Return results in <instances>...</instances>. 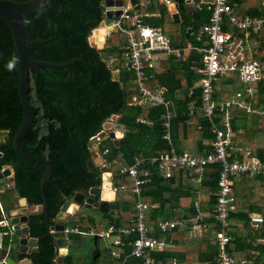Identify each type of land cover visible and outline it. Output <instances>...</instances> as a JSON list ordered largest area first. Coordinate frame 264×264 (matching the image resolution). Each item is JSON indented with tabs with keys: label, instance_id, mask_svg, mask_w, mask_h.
I'll return each instance as SVG.
<instances>
[{
	"label": "trees",
	"instance_id": "obj_1",
	"mask_svg": "<svg viewBox=\"0 0 264 264\" xmlns=\"http://www.w3.org/2000/svg\"><path fill=\"white\" fill-rule=\"evenodd\" d=\"M175 1L179 6L180 22L163 20L165 6L159 5L157 0H139L134 10L143 15L159 10L158 17L143 16L144 23L161 26L163 30L178 25L183 32L190 26L192 43L202 45L194 37L198 32V25L194 22L203 25L208 21V14L198 9L189 14L185 9V0ZM230 1L239 4L242 13L256 14L264 10L261 3L251 6L249 0ZM103 2L50 0L39 11L27 16L33 40L29 45L31 58L56 63L72 58L80 60L64 67L41 66L36 71L30 70L31 122L20 141V147L50 159L53 171L43 186L45 209L30 213L27 219L30 236L37 238V246L30 252L18 251V237L9 233L8 226L0 225L2 247L10 246L9 256L17 260L28 257L31 264H56L55 237L50 227L60 222L56 215L66 198L76 191L87 194L91 186L101 183L102 172L91 161L88 141L102 130V124L108 117L119 113L117 122L124 125L119 144L106 139L108 144L100 145L101 150H108L104 157L111 168L116 197L110 202L109 211L101 213L99 218L92 214L94 210L81 206L64 221L77 231L68 235V253L63 256V263L116 264L111 262L113 244H102L98 229L94 234H89V231L98 228V223L106 230L110 225L119 227L135 218L136 196L129 189L127 175L120 174L119 170L139 157L143 159L140 171L149 172L140 194L141 199L150 205L146 223L154 227L156 237L167 241L165 250L152 252V255L162 264H215L218 228L211 211L216 203L220 164L204 166L198 185L195 178L188 175V169L176 170L171 177L163 178L157 163L151 159L169 149L163 138L165 110L161 105L132 102V96L139 92L133 73L122 68L121 54L127 42L125 33L111 31L102 48H96L88 41L91 31L104 18ZM225 29L237 30L230 23H226ZM252 37L257 38L256 35ZM252 53L254 58H264V48L256 46ZM110 55L117 61V79L113 75L116 66L110 64ZM199 58V53L191 52L183 60L162 59L160 63L164 70L155 73L146 82L149 87L165 86V95L172 101V143L177 147L183 139L192 140L196 154L209 152L214 139L210 122L201 108L200 86L195 85L200 79V74L195 72L201 65ZM12 61L14 67L9 69L8 64ZM187 61L190 63L187 64ZM18 80V56L11 30L0 18V131L7 135V140H0V168L4 165L13 167L15 199L25 197L28 204H43L40 181L46 164L22 159L13 149V137L21 125L23 113L16 87ZM214 85L216 103L228 99L236 88H244L237 71L220 76ZM255 86L259 99L257 95L245 97L252 111H246L237 104L230 108L234 135L227 148L229 160H242L247 155L264 161V113H259L260 109H264V81L257 82ZM191 87L193 93L188 95ZM190 101L195 102L192 115H188L187 109ZM139 117L143 121L138 120ZM232 188L235 201L228 226L231 237L228 250L235 258V264H242L241 258L244 256L251 259V264H264V242L256 241L257 238H264V231L254 229L249 222L252 212L264 215V174L252 177L247 173L233 175ZM4 194V191L0 192L1 201ZM196 194L204 197L201 209L196 208ZM1 203L7 211L12 208L11 202L4 200ZM198 210L208 214L203 215L204 219L199 223L203 231L197 241L191 238L188 228H174L167 235L157 229L159 219L187 218ZM136 236V233H132L121 237L124 246L120 257L115 259L117 263L128 256L126 264H140L138 258L129 256V242ZM175 246L182 249H175Z\"/></svg>",
	"mask_w": 264,
	"mask_h": 264
},
{
	"label": "built area",
	"instance_id": "obj_2",
	"mask_svg": "<svg viewBox=\"0 0 264 264\" xmlns=\"http://www.w3.org/2000/svg\"><path fill=\"white\" fill-rule=\"evenodd\" d=\"M162 1L166 4L171 3V0ZM260 3L264 6V0H260ZM202 5H205L210 11L208 21L199 30L206 39L207 44L205 46L191 43L183 47L174 46L170 37L161 27L144 23L141 15L134 10V5H126L125 2L119 6L121 12L109 19V24H104L115 27L112 31L120 30L126 35L127 42L121 54L122 68L133 73L135 85L139 92V94L132 96V102L164 107L163 138L170 147L168 151L151 159L152 162L157 163L163 178L171 177L176 170L188 169V175L199 182L204 166L212 163L220 164L217 175L216 203L211 211V216L218 228L215 236L218 246L215 264H235V258L228 250V243L231 238L228 226L231 223L230 213L234 209L235 201L232 176L242 173L248 175L264 174V161L247 155L242 160L228 159L227 148L230 146L234 135L233 115L230 108L237 104L244 107L246 111H251L250 103L246 102L245 97L253 98L256 95L258 99L260 97L255 84L264 81V58H254L250 54L248 40L264 28V10L262 9L256 14H240L235 8V3L230 0H208L205 4L201 0L194 2L196 8H200ZM107 9L108 7L104 4V14ZM102 21L107 20L103 18ZM226 23L233 24L237 30L225 29ZM109 33L106 30L105 36ZM94 46L100 48L95 40ZM261 46L264 48V41H262ZM189 51H196L200 54L201 65L195 72L200 74L198 85L200 86L201 108L210 122V130L214 134L212 149L207 153L196 154L186 149H175L170 134L173 116L172 103L165 95L166 88L163 85L149 87L145 82L154 77L148 68L153 66L152 59L156 52H163L181 60ZM115 70L118 71L119 68L116 67ZM231 71L238 72L244 88L236 89L228 99L216 103L214 81ZM192 93L193 87L189 89L188 95ZM187 109L188 115H192L195 110V102L190 101ZM259 113L263 114L264 109H260ZM107 151L104 149L102 153L105 154ZM142 163V158H135L131 165H124L119 170L120 174L127 175L131 182L130 189L137 197L134 206L135 218L119 227L110 225L104 234L109 237L110 243L117 246V249L113 251V260L118 259L123 250L124 241L121 237L136 233L137 236L129 242L131 247L129 256L138 258L140 264H161V261L152 255V252L165 250L167 241L165 238H159L152 234L154 227L146 223V215L150 205L140 198V194L149 172L148 170L140 171ZM196 205L198 206V204ZM0 213L1 216H4L2 209H0ZM4 221L5 219H0V225ZM200 222H202V215L196 212L187 218L162 219L157 222V229L168 234L173 228L187 225L194 227ZM249 222L254 229L260 228L264 231L263 214L250 213ZM7 226L9 233H12L14 229L10 223ZM50 231L53 232V229ZM67 231L76 232L77 228L65 226L64 233ZM256 241L264 242V238H257ZM3 249L5 253L0 255V264H7L5 258L9 255L10 246ZM127 258L128 256L123 257L118 264H126ZM241 263L251 264V259L244 256L241 258Z\"/></svg>",
	"mask_w": 264,
	"mask_h": 264
},
{
	"label": "water",
	"instance_id": "obj_3",
	"mask_svg": "<svg viewBox=\"0 0 264 264\" xmlns=\"http://www.w3.org/2000/svg\"><path fill=\"white\" fill-rule=\"evenodd\" d=\"M49 1L50 0H0V18L8 24L11 30L18 56L19 80L16 87L19 91L23 108L21 125L13 137V149L15 153L22 159L38 160L46 164V169L40 181V192L42 194L43 204H28L26 198L21 197L24 204L22 206L19 205L17 211L9 213V223L14 229L13 233L19 237V244L21 246L20 251L22 252H30L37 246V238L30 236L27 219L30 213L41 212L43 209H45L43 186L44 183L50 179L53 171V166L50 159L39 154L24 151L20 147V141L24 137L31 122L32 108L28 88L30 81V70L36 71L41 66L64 67L73 63L74 61L80 60L78 58H72L62 63H56L44 60H36L30 57L29 45L33 42V40L30 37L27 16L39 11L40 8L46 5ZM197 1L199 0H186V8L189 12L194 10V2ZM130 2L132 5H134L138 2V0H130ZM122 3L123 0H105L104 4L108 7L107 11L105 12V17L107 19H112L114 16H117L121 12L119 6ZM103 24L104 21H101L99 26ZM98 27L94 28L92 31L96 30ZM113 28L115 27L108 25L107 31L111 32ZM91 33L88 36V41L90 45L94 46V39ZM113 75L115 79H117L119 76L117 71H113ZM118 115L119 113H116L108 117L102 124V130L96 135L92 136L88 141L91 161L93 165L99 168L102 172L101 183L97 186H91L87 191L88 195L82 191L73 192L71 198L64 200L56 215L60 222L50 227V229H53V235L55 237L54 262L56 264H64L63 256L68 253V241L64 233V221L68 218V216L76 211L80 205H83L86 208H97L99 211L108 212L109 202L113 201L116 197V190L112 189L113 181L110 165L106 162V159L102 155L98 144L106 138H110L115 145L119 144V139L124 133V125L114 123ZM3 140H7L6 134H4ZM106 174L108 175L109 181L107 184L104 181V176ZM2 177H7L11 185H14V171L11 165H4L2 168H0V179ZM106 188L111 189L109 197L106 195ZM4 253V249H0V255H4ZM5 262L7 264H31V261L28 257L17 260L9 255L6 256Z\"/></svg>",
	"mask_w": 264,
	"mask_h": 264
},
{
	"label": "crops",
	"instance_id": "obj_4",
	"mask_svg": "<svg viewBox=\"0 0 264 264\" xmlns=\"http://www.w3.org/2000/svg\"><path fill=\"white\" fill-rule=\"evenodd\" d=\"M204 4H205V2L206 1H204V0H201ZM208 1V0H207ZM123 2H125L126 3V5H132L131 4V2H130V0H123ZM139 3V0H138V2L136 3V4H134V7L137 5ZM157 3L159 4V5H163V6H165V9H164V13H162V18H163V20H165V21H170V20H173V21H177V22H180V21H182V19H181V15H180V12H179V6H178V3L175 1V0H171V3H168V4H166V3H164L162 0H157ZM144 6L146 7V3L144 4ZM235 8H236V10L240 13V14H244V13H242V7L239 5V4H236L235 3ZM262 8V7H261ZM185 9H186V11H187V13H189V14H193L195 11H197V9L200 11V10H204V13H207L208 14V17H209V15H210V11L205 7V5H202L200 8H196L195 6H194V10H192L191 12H189L188 10H187V8H186V0H185ZM138 13V12H137ZM159 10H156V11H154V12H147L146 14H141V13H138V14H140L141 15V18H142V20H143V16H145V15H151V16H153V17H158L159 16ZM104 18L108 21L109 19H107L106 17H105V14H104ZM209 19V18H208ZM192 20H193V18H192ZM107 21H105L104 23H106ZM144 22V21H143ZM194 24L197 26L198 25V27H197V30H198V32H196V35H194V37H195V39L198 41V42H201L202 43V45H200V44H194V43H192V41H191V38H190V35L189 34H192V27H188L187 28V30L185 31V32H183L181 29H179V27H178V25H175V26H173V27H171V28H169V29H166V30H175V31H177L178 33H179V35H180V37H181V39L180 40H173L167 33H166V30H163L162 29V27L161 26H159V27H161V29L170 37V39H171V42H172V44L174 45V46H176V47H183V46H185V45H187V44H189V43H191V44H193V45H199V46H205L206 44H207V42H206V39L204 38V36L203 35H201L200 34V26L202 25V23H199V22H197V21H195L194 22ZM100 25V24H99ZM149 25H151V24H149ZM155 26H157V25H155ZM231 31V30H230ZM193 36V35H192ZM106 37L107 36H105L104 35V39H103V41H102V45H100V48H102L103 46H104V43H105V40H106ZM257 37V36H256ZM253 39H254V44L253 45H249V48H250V54L253 56V49L256 47V46H258L259 48H263L262 46H261V43H262V41H261V39L262 38H260V37H257V38H254L253 37ZM184 41V42H183ZM203 41V42H202ZM191 52H196V51H189V52H187V54H186V56H185V58L184 59H186L188 56H189V54L191 53ZM198 53V52H197ZM164 55H158L157 53L156 54H154L153 55V59H152V62H153V66L152 67H150L149 69H148V71H151L153 74H154V76H155V73L156 74H158V73H161L163 70H164V67L161 65V60L162 59H173V60H177V59H175L174 57H172V56H168V55H166L165 53H163ZM113 55H110V64L114 67V66H116L117 67V61L112 57ZM181 60H183V59H181ZM199 61H200V58H199ZM112 62H114V63H112ZM190 63V61H187V64H189ZM201 64V63H200ZM115 67V68H116ZM115 68L113 69V71L115 70ZM115 71H117V70H115ZM118 72V74H119V70L117 71ZM119 77V76H118ZM149 80H151V79H149ZM148 80H146L145 82H147ZM199 81V80H198ZM198 81L195 83V85L197 86L198 85ZM152 86H154V85H152ZM151 86V87H152ZM199 86V85H198ZM165 87V86H164ZM137 89V88H136ZM236 89H239V88H236ZM235 89V90H236ZM234 90V91H235ZM234 93V92H233ZM232 93V94H233ZM231 94V95H232ZM168 99V98H167ZM170 100V99H169ZM171 101V100H170ZM171 103H172V101H171ZM252 111V110H251ZM119 116V115H118ZM117 116V117H118ZM117 117H116V120H115V122L114 123H118V124H122V123H120V122H117ZM138 120H141V121H143V118L142 117H139L138 118ZM123 131H124V127H123ZM164 134V133H163ZM171 134V133H170ZM3 137H4V135H2V137L0 138V140L1 139H3ZM106 139H110V138H106ZM105 139V140H106ZM105 140H103L102 142H100L99 144H98V146L100 147V145H107L108 144V141H105ZM111 140V139H110ZM172 141V140H171ZM102 143V144H101ZM168 143V142H167ZM173 144V143H172ZM169 145V144H168ZM173 146L175 147V149L177 150V148L179 149V150H184V149H186V150H189V151H191L192 153H196L195 152V144H194V142L192 141V140H187V139H183V140H181V142L177 145V147L173 144ZM170 147V146H169ZM104 149H106V148H104ZM100 151H101V153L103 152V150H101L100 149ZM106 154V153H105ZM102 155L104 156V153H102ZM136 158H139V157H136ZM134 160H135V158H134ZM134 162V161H133ZM253 175H249V177H252ZM3 178V177H2ZM1 178V179H2ZM195 184L196 185H198L199 184V182H195ZM10 186H12L13 187V185H11V183L9 184ZM130 186H131V182H130ZM130 186H129V189H130ZM113 187H114V184H113ZM4 186H2L1 188H0V192L1 191H3L4 189ZM131 190V189H130ZM86 195H88V193L86 194ZM136 196V195H135ZM72 197V195L70 196V197H68V198H71ZM108 197H109V195H108ZM141 198V197H140ZM67 199V198H66ZM136 199H137V197H136ZM203 200H204V197L202 196V195H200V194H196V199H195V205L196 204H198V206L196 205V208L198 209H201V207H202V202H203ZM111 202V201H110ZM110 202H109V205H110ZM12 203V208L10 209V210H5V209H3V207H2V203L0 202V209H2L3 210V212H4V216H1V213H0V217H2L3 219H5V221L3 222V224H2V226L3 225H6L7 226V224L9 223V213L10 212H15V211H17L18 210V206L20 205V206H22L24 203H23V200L21 199V197H18L17 199H15L14 201H12L11 202ZM81 206H83V205H80V207ZM88 209H92V210H94V211H92V214L96 217V218H99L100 216H101V213H106V212H102V211H99L97 208L96 209H94V208H88ZM109 211V210H108ZM197 212H199L201 215H202V221H203V219H204V216L203 215H207L208 213L207 212H202L201 210H198ZM73 213H71L69 216H68V218L72 215ZM192 216V215H191ZM67 218V219H68ZM66 219V220H67ZM65 220V221H66ZM160 220H162V219H159V220H157V222L158 221H160ZM65 224V223H64ZM65 226L67 227V228H71V227H69L67 224H65ZM102 226L99 224L98 225V228H95V229H91L90 231H89V234H94L95 233V230H97L98 231V233H100L99 235H101L102 237L103 236H107V235H105L104 233H105V231L107 230H105V231H100V230H102V228H101ZM177 229H179V230H183V229H185V228H188V230H189V234H190V236H191V238L192 239H194V241H197L199 238H201V234H202V231H203V229H202V227H200V225L199 224H197V225H195L194 227L193 226H191V225H187V226H180V227H176ZM174 229V228H173ZM51 232V231H50ZM71 231H67V233H65V236L67 237V241H68V243H69V233H70ZM13 233V232H12ZM53 233V232H52ZM1 234V233H0ZM152 234H153V232H152ZM165 235H167V234H165ZM18 237V236H17ZM68 243H67V246H68ZM20 244H19V237H18V247H17V249H18V251H20ZM113 247H115V249L114 250H116L117 249V246H115V245H113ZM4 247H2V239H1V241H0V249H3ZM175 249H182V247H180V246H175ZM113 250V251H114ZM159 260V259H158ZM161 261V260H160ZM161 264H162V262H161Z\"/></svg>",
	"mask_w": 264,
	"mask_h": 264
},
{
	"label": "rangeland",
	"instance_id": "obj_5",
	"mask_svg": "<svg viewBox=\"0 0 264 264\" xmlns=\"http://www.w3.org/2000/svg\"><path fill=\"white\" fill-rule=\"evenodd\" d=\"M204 1H207V0H204ZM248 4L249 5H251V6H256V5H260V2H259V0H249V2H248ZM107 24H109L110 23V21H107L106 22ZM166 33L173 39V40H180L181 39V37H180V35H179V33L177 32V31H175V30H166ZM257 37H260V38H264V28L256 35ZM182 40V39H181ZM184 42V41H183ZM254 44V39H253V37H251L249 40H248V45H253ZM158 55H164L163 54V52H156ZM155 53V54H156ZM112 63H114V62H112ZM115 71V70H114ZM2 135H4V133L3 132H1L0 131V138L2 137ZM10 184V181H9V179L7 178V177H3L2 179H0V188L2 187V186H4V199H2V201H1V199H0V202H3L4 200H5V202H12V201H14L15 200V193H14V189H13V187L12 186H10L9 185ZM98 220V219H97ZM97 225H99V223L97 224ZM100 231H105V229H103L102 228V230H100ZM95 232H97L96 230H95ZM100 234V233H99ZM102 235V234H101ZM0 241H1V234H0ZM108 242H110V240H109V237L108 236H103L102 237V240H101V243L102 244H107ZM92 246H94V244H92ZM115 249V247H113V250ZM111 262L112 263H116V264H118L115 260H113L112 258H111Z\"/></svg>",
	"mask_w": 264,
	"mask_h": 264
},
{
	"label": "bare ground",
	"instance_id": "obj_6",
	"mask_svg": "<svg viewBox=\"0 0 264 264\" xmlns=\"http://www.w3.org/2000/svg\"><path fill=\"white\" fill-rule=\"evenodd\" d=\"M107 28H108V26H105V24H103V25L99 26L96 30L92 31V33H91L92 37L98 43V45L102 44V41L104 39V35H105ZM104 181L106 182V184L109 182L107 174L104 176ZM112 189L114 190V188H112ZM105 190H107L106 195L110 196L111 189L106 188Z\"/></svg>",
	"mask_w": 264,
	"mask_h": 264
},
{
	"label": "clouds",
	"instance_id": "obj_7",
	"mask_svg": "<svg viewBox=\"0 0 264 264\" xmlns=\"http://www.w3.org/2000/svg\"><path fill=\"white\" fill-rule=\"evenodd\" d=\"M14 67V61H12V62H10L9 64H8V68L9 69H11V68H13Z\"/></svg>",
	"mask_w": 264,
	"mask_h": 264
}]
</instances>
